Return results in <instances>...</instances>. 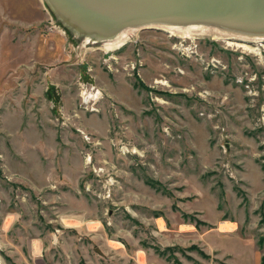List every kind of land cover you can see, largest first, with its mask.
<instances>
[{"label":"rangeland","instance_id":"374dc122","mask_svg":"<svg viewBox=\"0 0 264 264\" xmlns=\"http://www.w3.org/2000/svg\"><path fill=\"white\" fill-rule=\"evenodd\" d=\"M192 30L107 51L0 0V264L263 258L264 46L229 43L264 36Z\"/></svg>","mask_w":264,"mask_h":264},{"label":"water","instance_id":"95a60500","mask_svg":"<svg viewBox=\"0 0 264 264\" xmlns=\"http://www.w3.org/2000/svg\"><path fill=\"white\" fill-rule=\"evenodd\" d=\"M77 39L102 45L128 27L209 24L264 34V0H46Z\"/></svg>","mask_w":264,"mask_h":264},{"label":"bare ground","instance_id":"6f19581e","mask_svg":"<svg viewBox=\"0 0 264 264\" xmlns=\"http://www.w3.org/2000/svg\"><path fill=\"white\" fill-rule=\"evenodd\" d=\"M56 21H58L57 18H56ZM156 26H168V27H172V28H179L181 30H184L185 36L192 35L193 34V33H191L193 31L192 29L197 28V27L218 28V29H222V30H227V29H224V28H221L218 26H214V25H209V24H191V25L157 24V25H147V26H141V27H128V28H125V29L119 31L113 38L108 39L107 41H105L100 46H103V49L107 50V51L118 49L122 45H125V43L131 38V35H133L134 32L137 31V29L147 28V27H156ZM172 31L173 30H171V32ZM228 31L236 33V34L237 33L238 34H245V33H240V32L231 31V30H228ZM209 33H210L209 31L204 30L202 33H200V35L201 34L205 35V34H209ZM245 35H253V34H245ZM254 36H264V34H255ZM238 38H239V40H235V41L230 40L229 44L234 45V46H238L240 48H244L246 50H251L254 52H255V49L253 48V46L251 44H258V46H264V39L262 41H256V40L248 41L246 38H243V37H238ZM88 98H97V96L89 95Z\"/></svg>","mask_w":264,"mask_h":264},{"label":"trees","instance_id":"16d2710c","mask_svg":"<svg viewBox=\"0 0 264 264\" xmlns=\"http://www.w3.org/2000/svg\"><path fill=\"white\" fill-rule=\"evenodd\" d=\"M53 15H54V14H53ZM54 17H55V18H57L55 15H54ZM58 22H59V24H61V25H62V23H61L60 21H58ZM67 31H68V30H67ZM68 32H69V31H68ZM69 33L71 34V32H69ZM71 35H72V34H71ZM72 37H73V35H72ZM262 259H263L262 261H263V264H264V256H263V258H262Z\"/></svg>","mask_w":264,"mask_h":264},{"label":"crops","instance_id":"0c3cea01","mask_svg":"<svg viewBox=\"0 0 264 264\" xmlns=\"http://www.w3.org/2000/svg\"><path fill=\"white\" fill-rule=\"evenodd\" d=\"M256 264H263V262H262V258H261L260 260L257 259Z\"/></svg>","mask_w":264,"mask_h":264}]
</instances>
